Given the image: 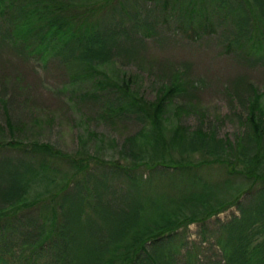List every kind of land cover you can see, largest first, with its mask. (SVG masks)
<instances>
[{
	"label": "rangeland",
	"instance_id": "obj_1",
	"mask_svg": "<svg viewBox=\"0 0 264 264\" xmlns=\"http://www.w3.org/2000/svg\"><path fill=\"white\" fill-rule=\"evenodd\" d=\"M59 1L81 10L83 17L86 5L96 9L109 0ZM219 1L223 4L213 0L215 13L207 20L196 18L193 28L176 20L177 11L162 13L154 1L137 0L130 10L115 4L119 8L110 20L93 24V33L101 30L99 37L110 48L108 56L93 59L94 71L78 67L70 57L67 61L65 54H25L7 33L0 38V212L64 187L71 203L79 196L100 207L106 203V210L127 205L128 212L137 211L140 236L182 223L178 233L184 230L186 247H200L205 264H223L218 242L227 232L224 225L264 204L247 190L264 175V156H254L245 122L252 91L261 95L264 111V41L247 30L238 36L242 22L237 27L225 7L219 11ZM235 1L239 6L241 0ZM14 2V7L30 5L28 0ZM247 3L241 5L246 27L257 1ZM3 16L2 33L10 11ZM89 21H98L97 15ZM246 38L255 39L259 48H249ZM175 83H183L184 92L169 97L153 126L144 117L145 104ZM178 126L185 129L180 138L175 136ZM34 145L46 146L54 158L29 153ZM27 153L35 159H26ZM24 164L37 174L26 177L23 191L8 193L11 182L2 174L4 167ZM133 204L137 207L131 209ZM262 234L261 227H254L245 240L249 246L259 244ZM181 248L178 264H186ZM17 260L13 263L22 262ZM47 261L44 256L37 264Z\"/></svg>",
	"mask_w": 264,
	"mask_h": 264
},
{
	"label": "trees",
	"instance_id": "obj_2",
	"mask_svg": "<svg viewBox=\"0 0 264 264\" xmlns=\"http://www.w3.org/2000/svg\"><path fill=\"white\" fill-rule=\"evenodd\" d=\"M28 1L30 5L27 6V9L26 7H14V0H0V17L2 16L3 20L7 19L3 14L10 11V19L6 24L7 29L3 33L0 32V38L6 37L7 33L16 43L22 45L25 54L37 53L46 58L51 55L65 54L64 57L67 61L70 57L78 67L88 68L92 71H94L91 68L93 59H103L102 57L108 56L107 54L110 52L109 46L106 47L104 43L105 38L99 37L103 32L100 30V34L93 33V24H101L110 20L113 12L119 7L130 10L135 9L138 4L137 0H128L129 2L124 4L119 2L121 0H109L108 2L113 4L110 8H106L107 12L102 14L101 11L105 10L102 8L108 3L107 0H104L103 2L107 3H102L96 9L86 5L87 8L83 9L86 13L82 17L81 10L69 9L59 0ZM147 1L159 4L158 10H162V13L167 9L177 11L178 19L176 20L181 19L180 22H183L182 26L184 25L185 28H193L194 26H190V24H193L196 18L207 20L211 13H215L211 10L213 0ZM256 1L257 7L251 11L253 16H251V26L248 27H246V11L241 6L244 2L247 3V0H241L239 6L238 1L232 0L233 5L227 0H223V4L219 1L222 6L216 8L221 11V7H225L226 15L230 13L233 16L232 22L236 26L242 22L240 24L242 30L237 34L238 36H242L247 30V34H258L257 38L261 39L263 43L264 0ZM115 4H118L119 7H115ZM246 5H250V3L248 2ZM236 6L238 7L235 8ZM88 7L91 10H88ZM91 14L97 15L98 21L93 23L89 21ZM255 21H258L261 26H255ZM205 25L198 24L197 27L204 28ZM260 31H262V35ZM235 38L239 43L241 38ZM254 40L246 38V45L249 48L258 49L260 45L258 42H253ZM184 90L183 83H175L154 102L146 103L144 117L147 121H150L153 126L158 125L167 103L170 101L169 97L180 91L184 92ZM252 92L253 98L250 99L245 122L249 128L248 137L251 147L254 149L253 152H255L254 156L262 155L261 157H263L264 111L261 110L259 103L261 95L256 91ZM184 131V128L179 127L175 135L176 138L182 137ZM31 151L29 153L37 156L54 158V153L49 152L50 150L46 146L34 145ZM29 153H27L29 157L25 158L33 161L35 158H32ZM257 162L259 163V161ZM2 174L10 177L11 184L7 187V191L10 193L11 191H23L26 177L35 176L37 173L31 166L25 165L19 168L5 166ZM131 188L129 186L128 189L132 191ZM247 190L249 194L257 193V200L262 204L264 201V175H260ZM94 193L98 194V189L97 191L95 189ZM69 198L70 195L65 192L63 187L52 196L40 198L25 205L24 203L14 204L11 209L0 212V264H15L13 262L17 258L22 261L20 264H37V261H40L44 256H48L46 264H178V253L182 251V246L186 264H205L206 262V256L200 247L192 245L189 248L186 247L187 237L184 230L182 229L178 233V229L181 227L179 225L182 223L172 228L169 226L161 228L159 231L162 233L157 232L152 237L144 236L143 233L140 236L138 235L140 230L135 227L140 222V216H136L137 211L128 212L127 205H122L116 210H106L104 202L100 207L90 198V201L88 198L81 201L83 198L78 196L77 200L72 203ZM76 201L82 202L83 206ZM86 204L92 212H87ZM136 207L133 204L131 209ZM33 211L35 215L30 214ZM263 212L264 204L259 210L254 208L248 215L243 213L234 222L224 225V230L226 229L227 232L218 242L221 263L264 264ZM36 219H39L40 222L31 224V222L36 223L34 222ZM257 224L258 226H253ZM254 227L263 229V239L259 244L249 246L245 237ZM92 228L96 231H91ZM238 229L242 230L240 234L237 233ZM148 242L149 244H147ZM6 258L13 259V261H6Z\"/></svg>",
	"mask_w": 264,
	"mask_h": 264
}]
</instances>
